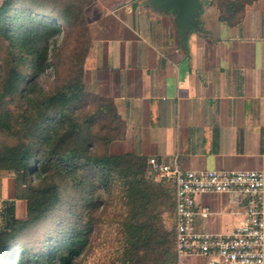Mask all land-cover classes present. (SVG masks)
Wrapping results in <instances>:
<instances>
[{
	"label": "trees",
	"instance_id": "1",
	"mask_svg": "<svg viewBox=\"0 0 264 264\" xmlns=\"http://www.w3.org/2000/svg\"><path fill=\"white\" fill-rule=\"evenodd\" d=\"M255 1L212 3L223 22L237 25ZM65 32L74 41L63 63L66 77L47 90L40 78L61 66L51 49H60L55 39ZM0 41L7 43L6 59L0 56V172L15 175L16 197L27 202L24 218L13 202L1 211L0 264L12 255L16 264H75L88 246L95 211L119 238L113 264H180L175 225L166 223L175 214V183L156 181L146 155L110 152L127 124L113 98L86 88L93 40L80 0H3ZM97 144L101 149L94 150ZM64 189L79 191L80 219L39 236L33 251L20 238L61 206Z\"/></svg>",
	"mask_w": 264,
	"mask_h": 264
},
{
	"label": "crops",
	"instance_id": "2",
	"mask_svg": "<svg viewBox=\"0 0 264 264\" xmlns=\"http://www.w3.org/2000/svg\"><path fill=\"white\" fill-rule=\"evenodd\" d=\"M202 1L200 29L184 34L177 15L152 0H80L93 40L86 88L113 98L126 121L112 154L137 152L193 170H264V0L247 5L237 25ZM196 199L211 212L198 215L199 230L226 232L244 219L242 200L231 194ZM7 202L26 216L14 174L0 172V226ZM181 264L218 263L191 255Z\"/></svg>",
	"mask_w": 264,
	"mask_h": 264
},
{
	"label": "built area",
	"instance_id": "3",
	"mask_svg": "<svg viewBox=\"0 0 264 264\" xmlns=\"http://www.w3.org/2000/svg\"><path fill=\"white\" fill-rule=\"evenodd\" d=\"M148 163L156 181L175 183L176 250L181 258L209 257L218 264H264V170L184 169L176 160L165 163L150 157ZM228 193L240 199L244 219L226 232L202 231L198 215L209 216L208 207L199 209L197 195Z\"/></svg>",
	"mask_w": 264,
	"mask_h": 264
},
{
	"label": "rangeland",
	"instance_id": "4",
	"mask_svg": "<svg viewBox=\"0 0 264 264\" xmlns=\"http://www.w3.org/2000/svg\"><path fill=\"white\" fill-rule=\"evenodd\" d=\"M72 38L73 37H69L66 32L61 36L56 37L55 40H58L57 45L60 49L57 50L56 47H52L51 60H55V54L58 52L61 56V66L58 65L54 68H49L48 71L41 76L40 83L45 89H54L59 86L61 81L66 77L67 70H65L63 63H65L68 59L67 53H69L73 48L74 43L72 42L74 41ZM51 42H53V40ZM6 45L7 43L5 41H0V56L3 61L6 59L7 55ZM0 139L5 138L0 135ZM101 146V144H97L94 150L101 149ZM79 194V191L76 189L70 191H66L64 189L62 192L61 206L44 219V221L34 229L33 233L29 237L22 235L20 242H25L28 248H31L33 251H37L39 249H37L36 244L38 243L39 236L42 235V240H44V236L47 233L51 232L50 234H56V229L59 227H66L67 225L74 223L75 220L80 219L79 211L77 212ZM71 201L74 202L73 205H71ZM99 215L100 211H95V219H93V223L91 225L92 231L90 233L88 246L77 258L75 264H113L112 258L114 257V246L119 244L117 241L119 238L115 234L111 235V231H114L115 227L111 224V222H109L106 216L101 218ZM165 216H167V214H165ZM56 219H59L58 223H54V220ZM62 219H65V222L61 226L60 220ZM166 223L171 227L174 223V219L166 220ZM15 256L16 255H12L11 260L8 262L11 261L12 264H16L14 261ZM11 262L8 264H11Z\"/></svg>",
	"mask_w": 264,
	"mask_h": 264
},
{
	"label": "water",
	"instance_id": "5",
	"mask_svg": "<svg viewBox=\"0 0 264 264\" xmlns=\"http://www.w3.org/2000/svg\"><path fill=\"white\" fill-rule=\"evenodd\" d=\"M152 3L174 12L182 33L193 28L200 29L197 17L203 7L202 0H152Z\"/></svg>",
	"mask_w": 264,
	"mask_h": 264
}]
</instances>
